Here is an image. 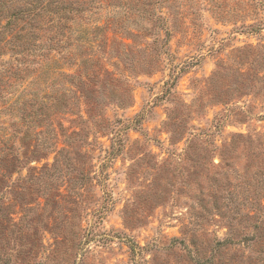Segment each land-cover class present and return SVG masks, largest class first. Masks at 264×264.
Returning <instances> with one entry per match:
<instances>
[{
	"label": "rangeland",
	"instance_id": "obj_1",
	"mask_svg": "<svg viewBox=\"0 0 264 264\" xmlns=\"http://www.w3.org/2000/svg\"><path fill=\"white\" fill-rule=\"evenodd\" d=\"M242 6L198 0L181 19L163 7L168 35L141 22L151 34L123 59L151 70L110 67L96 102L22 146L12 139L20 160L0 183V264H259L255 249L210 245L229 215L249 211L235 213L238 201H264V147L241 142L220 162L233 133L264 134V25L227 13Z\"/></svg>",
	"mask_w": 264,
	"mask_h": 264
},
{
	"label": "trees",
	"instance_id": "obj_2",
	"mask_svg": "<svg viewBox=\"0 0 264 264\" xmlns=\"http://www.w3.org/2000/svg\"><path fill=\"white\" fill-rule=\"evenodd\" d=\"M197 2L0 0V183L8 177L12 164L20 160L19 149L12 143L17 134L18 145L22 146L31 137L53 131L55 117L72 114L81 103L87 106L96 102L108 81L110 67L122 65L146 72L151 70L152 63L137 62L133 56L127 66L123 63V59L136 50V38H147L151 34L150 28L141 22L151 23L155 31L164 26L166 36L169 32L162 8L175 7L174 15L181 19L186 18L188 9ZM238 2L243 6L229 7L235 10L227 13L254 16L252 19L257 21L246 26L259 31L264 25V0ZM159 35L156 33L154 39L164 40L165 37ZM147 47L146 42L144 49ZM257 49L264 51V43ZM82 111L79 109L77 113ZM85 112L88 114V110ZM4 115H8V125L4 123ZM22 124L26 126L22 128ZM241 142L264 147V134L253 138L249 134L233 133L219 148L222 167L228 166L229 161H225L221 152ZM191 143L193 139L188 140L186 150L190 158ZM193 163L202 165L199 160ZM261 175L263 173L259 172ZM239 205L249 208L247 214L229 215L223 236L211 235L210 245L216 252L238 245L255 249V263L264 264V201L258 197L238 201L235 213ZM188 236L189 251L198 255L195 231Z\"/></svg>",
	"mask_w": 264,
	"mask_h": 264
}]
</instances>
